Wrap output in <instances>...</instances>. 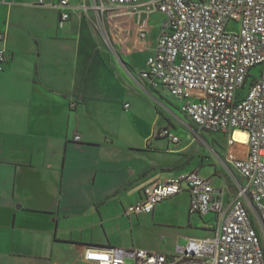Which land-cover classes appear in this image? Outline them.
I'll list each match as a JSON object with an SVG mask.
<instances>
[{"label": "crops", "instance_id": "0c3cea01", "mask_svg": "<svg viewBox=\"0 0 264 264\" xmlns=\"http://www.w3.org/2000/svg\"><path fill=\"white\" fill-rule=\"evenodd\" d=\"M36 1L0 0L5 35L0 48L8 53L0 71V264H91L84 260L90 248L173 254L190 238L213 235L217 214L191 212L188 190L163 200L151 213L129 217L125 208L140 201L149 184L181 172L198 170L213 184L219 166L229 165L233 176H241L229 161L244 157L235 149L240 144L231 146L228 134L214 132L226 137L231 153L226 156L222 147L223 157L213 156L216 164L211 158L205 163L191 159L194 132L178 148L181 137L173 143L162 135L172 124L158 131L143 128L137 107L126 101L132 96L121 84L126 82L119 62L104 53L91 24L105 0H69L76 11L63 26L60 10ZM75 26L80 40H66ZM64 44L72 49L68 57ZM129 63L141 76L145 68L138 71ZM129 73L147 88L146 79ZM121 94L123 110L111 109L109 103L120 101ZM206 168H213V175L203 173ZM244 181L213 186L229 205ZM154 230L166 241L144 240Z\"/></svg>", "mask_w": 264, "mask_h": 264}, {"label": "built area", "instance_id": "2783aa9c", "mask_svg": "<svg viewBox=\"0 0 264 264\" xmlns=\"http://www.w3.org/2000/svg\"><path fill=\"white\" fill-rule=\"evenodd\" d=\"M34 4L60 10L61 26L76 11L69 0ZM99 8L102 13L136 16L139 40L148 37L150 16L161 13L163 29L141 77L154 88L162 85L187 99L182 110L200 130L226 133L229 145H247L248 151L244 157H229L245 180L229 205L210 178L192 170L149 184L144 197L125 208L129 217L151 213L163 200L188 190L191 212L217 214L213 235L190 238L173 254L145 248H90L84 260L91 264H264V0H105ZM4 38L0 33V41ZM7 54L0 48V71ZM256 66L261 67L260 74L251 72ZM236 130L248 134L246 143L234 137ZM162 135L180 142L169 128ZM80 139L76 135L75 140Z\"/></svg>", "mask_w": 264, "mask_h": 264}, {"label": "rangeland", "instance_id": "374dc122", "mask_svg": "<svg viewBox=\"0 0 264 264\" xmlns=\"http://www.w3.org/2000/svg\"><path fill=\"white\" fill-rule=\"evenodd\" d=\"M99 2L100 0H97V3ZM91 19V24L95 28V33L97 34L98 41L104 53L107 56L116 58L119 62L118 68L121 69L123 73L121 77L126 82H121V84H124L123 87H126L128 91H131V94L128 95L132 96L131 99H127L126 101H128L133 107H137L138 112L136 114V120L143 128L150 130L151 127L154 126L156 131H158V129L163 128L165 125H168V123L172 124L170 127V132L182 138V143H180V145L178 144V148L186 146V142L190 141L188 140V136L194 132L192 137H195L197 141H194V145L191 146L193 150V155L191 157L192 160L193 158H196L208 163V159L211 158V162H215L216 164L217 161H213V156L216 153H220L219 155L223 157L222 147L226 149V156L227 153H231L230 146L227 145L226 137L223 134L200 130L194 124L190 116L182 110L183 106L187 102V99L180 98L172 94V92L167 87H163L162 85H160L158 87V91H156L147 82H145L147 88L151 87L153 89L148 90L147 88L141 86L129 73L130 71L134 73L138 79L141 78L140 72L135 71L129 62H132L138 71H142L145 68V58L155 47L159 35L163 29L162 23L164 22V16L161 13H156L150 16V21L147 27L149 29L148 37L145 40L139 41L141 46L140 48L136 45L140 25L137 23L136 16L132 15L131 13H102L101 11H98L97 15L95 14L91 16ZM115 24L120 26L115 27ZM73 28L74 29L66 33L64 38L66 40L72 41L75 39L77 42L80 40L78 39L79 30L76 26ZM82 50L84 52L86 49L83 47ZM71 51L72 49H70L68 44L62 49L63 55L65 57H68ZM126 57L129 60L128 62ZM120 60L123 61L124 65L120 62ZM260 70L261 67L256 66L252 68L251 72L253 74H260ZM102 73H104L102 76L106 79L105 75L108 73L105 71ZM127 81H130L131 84L128 85ZM123 96L125 95L121 94L119 99L120 101L116 99L115 101L109 103V105L112 106L111 109H115L117 111L119 108H121L123 110ZM121 116L122 123L129 125V122H131L130 119L123 118V115ZM168 120L169 122H167ZM124 121H126V123ZM199 135L207 140L208 144L201 141L203 139L200 140L199 138L201 137H199ZM235 149H238L240 155L245 156L247 153L245 145H240ZM191 159H189V161ZM205 165L203 164V166ZM205 170L207 171H203V173H210L212 175L214 173L213 168L212 170L209 168H206ZM219 171L220 174L214 175L212 177L215 187L230 184L235 182V179H237L239 182L244 181L241 176L238 177L237 175H234L236 177L234 178L229 169V165L228 167L220 165ZM144 240H150V242H153L154 244H159L166 241V238L162 232L154 230L152 234L144 236Z\"/></svg>", "mask_w": 264, "mask_h": 264}, {"label": "bare ground", "instance_id": "6f19581e", "mask_svg": "<svg viewBox=\"0 0 264 264\" xmlns=\"http://www.w3.org/2000/svg\"><path fill=\"white\" fill-rule=\"evenodd\" d=\"M234 137L242 143H246L248 140V134L242 130H236L234 132Z\"/></svg>", "mask_w": 264, "mask_h": 264}]
</instances>
